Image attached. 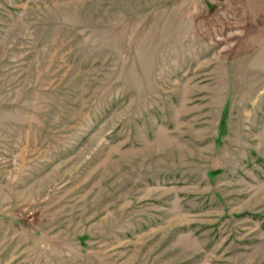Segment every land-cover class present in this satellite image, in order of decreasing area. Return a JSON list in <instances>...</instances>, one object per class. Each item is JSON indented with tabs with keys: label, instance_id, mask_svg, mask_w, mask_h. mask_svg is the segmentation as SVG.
<instances>
[{
	"label": "rangeland",
	"instance_id": "rangeland-1",
	"mask_svg": "<svg viewBox=\"0 0 264 264\" xmlns=\"http://www.w3.org/2000/svg\"><path fill=\"white\" fill-rule=\"evenodd\" d=\"M0 264H264V0H0Z\"/></svg>",
	"mask_w": 264,
	"mask_h": 264
}]
</instances>
